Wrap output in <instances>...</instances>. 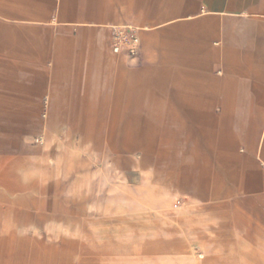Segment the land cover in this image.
Returning <instances> with one entry per match:
<instances>
[{"label":"rangeland","instance_id":"374dc122","mask_svg":"<svg viewBox=\"0 0 264 264\" xmlns=\"http://www.w3.org/2000/svg\"><path fill=\"white\" fill-rule=\"evenodd\" d=\"M5 1L13 12L0 13V264H264V94L249 88L264 63L207 73L222 84L245 73L240 99L263 106L226 108L222 159L202 139L198 169L210 187L220 175L217 194L167 188L156 151L144 159L110 138L112 75L136 87L176 76L174 59L190 57L175 25L191 14L178 11L205 0H167L157 10L159 0H138V10L119 9L117 19L101 18L97 4L132 0ZM145 12L151 17L136 18ZM129 27L138 53L115 52V32ZM4 71L13 82L43 84L38 116L26 89L3 87ZM182 140L179 170L193 179L195 154Z\"/></svg>","mask_w":264,"mask_h":264},{"label":"crops","instance_id":"0c3cea01","mask_svg":"<svg viewBox=\"0 0 264 264\" xmlns=\"http://www.w3.org/2000/svg\"><path fill=\"white\" fill-rule=\"evenodd\" d=\"M165 1L159 0L154 10ZM139 4L138 0L130 3L106 1L97 4V10L101 18L117 19L120 10L125 13L126 7L129 12H135ZM5 5L6 1L0 0V13L13 12L6 10ZM178 12L191 14L187 16L191 18L190 21L175 25L176 35L179 33L180 38L187 40L190 46L189 52H183L182 55L190 57L175 58L178 61L177 75H163L161 83L157 85L136 87L125 81L122 72L112 75V81L107 83L112 87L110 138L124 142L126 150L141 149L144 159L150 157V152L156 151L157 171L166 176L163 182L167 188L192 189L198 195H205L211 189V192L217 194L221 186L218 185L220 175L214 174V184L210 187L205 184L204 174L198 169L201 162L198 153L204 151L202 139L217 153L219 160L222 159L221 152L225 149L224 131L219 118H222L226 108L261 109L263 106L246 105L255 101L240 99L241 93H247L245 73L242 79H229L225 84H222L224 77L207 73L216 68L226 71L229 62L264 63V0H205L201 7H180ZM149 17L148 12L136 16L139 19ZM203 32L208 39H203L204 43L199 44V36ZM4 72L3 87L26 89L30 100L34 102L32 115L38 116L43 84L13 82ZM26 72H29L28 78L31 79L33 71ZM249 88L264 94V77L259 82H250ZM231 94L233 97L237 95L238 100L228 101ZM227 102L233 105L226 107ZM46 103L45 116L48 118L53 108L51 95H46ZM216 108H219L218 113H215ZM263 134L264 128L258 149ZM183 138L191 143L190 151L195 154L192 166L197 167L198 175L195 174L193 179L188 173L182 175L179 170L178 154L182 148L179 145ZM187 151L183 150V153ZM242 182L254 186L257 179L243 177Z\"/></svg>","mask_w":264,"mask_h":264},{"label":"built area","instance_id":"2783aa9c","mask_svg":"<svg viewBox=\"0 0 264 264\" xmlns=\"http://www.w3.org/2000/svg\"><path fill=\"white\" fill-rule=\"evenodd\" d=\"M130 31L118 30L113 37V49L115 52L137 54L139 51V35L134 27H129Z\"/></svg>","mask_w":264,"mask_h":264}]
</instances>
